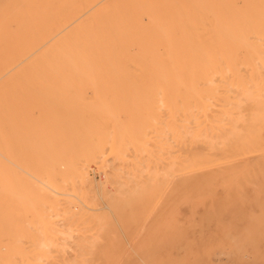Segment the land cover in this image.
<instances>
[{
	"label": "bare ground",
	"instance_id": "obj_1",
	"mask_svg": "<svg viewBox=\"0 0 264 264\" xmlns=\"http://www.w3.org/2000/svg\"><path fill=\"white\" fill-rule=\"evenodd\" d=\"M80 86L95 96L166 97L174 156L164 175L226 158L237 151L243 127H264V0H0V240L9 235L29 243L14 249L0 243V264H13L17 255L23 264H37L27 257L66 248L71 230L48 224L42 207L47 189L82 202L80 192L61 191L73 159L104 158L113 190L103 194L114 212L124 187L115 164L127 148L145 158L143 168L153 169V152L144 146L145 129L155 127L151 109L139 104L126 118L119 106H62L32 97L71 94ZM61 117L63 123L50 124ZM225 128L231 130L223 136ZM72 135L85 138L83 150ZM79 165L84 186L87 172ZM149 184H141V192ZM48 202L59 205L54 198ZM68 207L61 211L67 224L77 215ZM32 223L38 227L30 232Z\"/></svg>",
	"mask_w": 264,
	"mask_h": 264
},
{
	"label": "rangeland",
	"instance_id": "obj_2",
	"mask_svg": "<svg viewBox=\"0 0 264 264\" xmlns=\"http://www.w3.org/2000/svg\"><path fill=\"white\" fill-rule=\"evenodd\" d=\"M25 82L31 81L19 80L18 83ZM49 82L59 85L63 81ZM74 90L71 94L57 97L48 94L32 97L36 101L43 99L50 104L56 101L62 106L81 103L119 106L126 118L131 116L128 112H132L134 106L142 105L151 109L155 127L145 129L144 146L153 152L151 170L154 173L143 168L146 165L143 162L145 158H141L140 154L136 156L135 150L127 148L123 160L115 164L120 168V180L124 187L123 194L116 196L114 212L106 207L108 199L103 194V191L113 190L107 181L111 169L103 166L104 158L89 159L86 162L73 159L69 174L60 182L61 191L80 192L82 202L74 196L54 194L47 189L49 196L46 205L42 207L46 222L62 230H71L73 240L67 243L66 248L59 246L46 249L45 255L38 258L40 260L26 256L28 261L37 264H264L263 126L250 127L253 132L249 127H243L242 134L238 132L241 127L234 129L238 132L236 135L244 137L236 143L238 149L232 155L219 157L193 171L175 172L169 177L164 174L171 169L169 165L172 166L174 154L168 149L166 128L169 126L170 111L165 96L156 93L151 99L149 96L138 99L133 94L118 96L109 91L95 96L81 86ZM137 99L139 101H135ZM242 115L250 116L249 110L243 111ZM89 117L95 120V124L100 121L94 114ZM142 117L145 118L144 113ZM57 119L50 121L53 127L61 122L62 117ZM229 130L225 128L221 135H229ZM209 134L212 135L211 132ZM69 138L78 139L80 149L87 144L85 138L80 136L76 138L72 135ZM253 138L256 142L252 141ZM207 147V144L201 146L203 149ZM139 161L142 168L136 165ZM79 164H83L87 172V184L84 186H81L76 173ZM222 165L225 167L222 168ZM162 170L164 173L161 176ZM27 176L29 179L30 176ZM145 181L151 183V187H148L150 190L141 192L139 186ZM52 198L59 202L58 207H50L48 200ZM68 200L72 202L68 203ZM67 206L69 209L72 206L71 211H77L75 221L68 224L61 212ZM27 227L32 228L27 229L33 232L38 225L32 223ZM16 236L18 234L14 233L13 237ZM9 237L4 235L0 240L9 249H14L16 245H29L26 241ZM58 237L60 244L64 243L65 236L59 234ZM92 242L94 245L91 246ZM20 261L17 255L13 264H23Z\"/></svg>",
	"mask_w": 264,
	"mask_h": 264
}]
</instances>
